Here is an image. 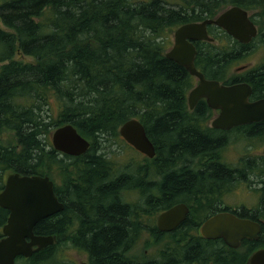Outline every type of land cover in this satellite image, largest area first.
Listing matches in <instances>:
<instances>
[{"label":"trees","instance_id":"16d2710c","mask_svg":"<svg viewBox=\"0 0 264 264\" xmlns=\"http://www.w3.org/2000/svg\"><path fill=\"white\" fill-rule=\"evenodd\" d=\"M231 5L264 10V0L0 1V131H13L23 146L16 150L0 142V189L4 170L49 176L42 173L44 155L47 169L55 166L66 173L76 168L74 180L53 185L63 208L33 229L53 235L54 242L27 258L18 256L17 264H76L58 255L61 240L70 232L76 249L88 254V264H246L250 250L264 247V225L257 240L233 249L200 237L196 228L203 218L187 214L172 232L151 228L152 236L171 238L160 259L126 252L136 233L145 229L139 218L143 211L160 212L186 196L195 200L190 206L197 205L191 209L197 215L210 209V198L218 203L220 194L228 191L224 188L238 178L260 180L257 209L264 211V162L254 164L248 158L240 170L217 159L223 135L213 128L203 131L198 124L206 127L212 109L204 99L188 108L185 90L193 77L165 56L175 28L212 18ZM250 18L264 44V31ZM208 29L214 41H196V68L224 84L248 82L250 99L264 97V62L225 78L255 38L243 44L221 28ZM133 117L144 125L155 154L135 165H120L115 152L114 180L109 169L113 164L107 160L109 139L115 137L116 142L119 126ZM65 123L92 138L84 153L70 156L53 148L48 134ZM239 128L240 135L253 136L264 130V120ZM129 189L138 192L133 203L123 199ZM7 215L0 207V236ZM238 251L246 254L242 260Z\"/></svg>","mask_w":264,"mask_h":264},{"label":"water","instance_id":"95a60500","mask_svg":"<svg viewBox=\"0 0 264 264\" xmlns=\"http://www.w3.org/2000/svg\"><path fill=\"white\" fill-rule=\"evenodd\" d=\"M208 24L222 28L243 44L251 41L257 33L249 12L238 5L228 6L212 18L185 23L174 30L173 45L165 56L184 67L197 79L187 95L188 107L192 108L199 98H205L209 107L218 110L211 125L221 129L263 119L264 98L249 101L251 87L247 83L222 84L217 80L205 78L203 73L196 69V49L192 41L212 40L206 31ZM118 132L136 150L149 158L154 156V145L147 136L144 125L137 118L125 120L119 126ZM51 144L55 150L69 155H80L89 146V142L70 123L58 126L52 131ZM262 150L264 154V146ZM0 207L8 211L1 229L0 264H15L16 256L29 257L34 251L54 242L53 235L36 234L33 231L38 221L63 208V203L58 200L53 190V182L48 176L8 173L0 190ZM186 211L184 204H176L160 212L156 220L158 229H174L184 220ZM259 229L258 223L227 211L213 214L199 227L204 237H220L231 247H237L243 238L257 239ZM79 264L87 262L82 260ZM247 264H264V247L254 251Z\"/></svg>","mask_w":264,"mask_h":264},{"label":"rangeland","instance_id":"374dc122","mask_svg":"<svg viewBox=\"0 0 264 264\" xmlns=\"http://www.w3.org/2000/svg\"><path fill=\"white\" fill-rule=\"evenodd\" d=\"M1 1V0H0ZM250 15L254 20H257L260 26V29H262V32L264 31V24L262 20L264 19V10H261L258 12V10H249ZM258 25V24H257ZM1 27H4L3 24L0 25ZM213 32L215 30L213 29ZM261 32V30H260ZM171 42L173 41V34H170ZM219 43V42H218ZM224 42H222L221 45H223ZM220 45V44H218ZM242 55L240 59H236L235 62H233L229 69L228 73H226L225 78H229L231 74H238L241 73L240 70H244L247 68H253L257 67L264 62V44L260 40V35L255 37V39L252 41V44H250L244 51L241 52ZM18 56V54H17ZM15 56V57H17ZM28 60V58L26 59ZM5 63V62H3ZM236 68H241L240 70H236ZM237 72V73H236ZM195 86L194 80L192 78L191 82L186 87V96L188 95L189 91ZM218 114V112H217ZM215 111L211 110V114L208 116L205 126L204 127L200 122L198 123L200 125V128L203 131L211 130L213 127L210 125L211 119L217 115ZM53 131V130H52ZM218 136L223 135V143L221 147L218 149L219 151V159L225 163L226 166H229L230 168H236V169H243L245 165H247L248 158L253 159L254 164H258L259 162H262L261 159L258 158L259 155H262V147L264 145V130L258 132L256 135L253 136H246V135H240L239 132H241V128H235L231 130H216L214 131ZM52 133V132H51ZM51 133L48 134V139L51 142ZM85 137L90 141V145L92 144L93 140L91 137L86 136ZM120 137V136H119ZM226 138V139H225ZM0 142L4 145H10L14 146L16 150L21 149L23 146L19 143L18 138L15 136L13 131H7L3 130L0 131ZM109 146L111 147V152L114 148L113 146V140L109 139ZM45 140V144H46ZM223 146V147H222ZM49 148V146L45 147V149L42 151L43 153L46 152V150ZM117 153V159L116 162L120 165H135L139 160L148 159L144 154L135 151L132 147L128 145V143L120 138H117L115 142V151L113 150L112 153ZM144 155V157H143ZM114 156V155H113ZM44 163L42 166V173L48 174L50 178L54 180V183H57L59 187L63 184V182H70L72 180V175L70 173H64L59 168H56L55 166H51L50 169H47L46 167V155H44ZM245 159V160H244ZM110 160V163L112 164V154L107 159ZM223 163V164H224ZM245 163V164H244ZM12 171L4 170L1 174V180H4L8 173H11ZM243 178H238L234 181V183L230 187H225L224 190H228L227 192H224L221 196V201L224 204H218L217 207L220 206L223 210L230 209V208H238L242 204H247L248 207L255 205L258 198V192H257V184L260 181L256 177L251 178L255 183H252L250 187H248L247 183H241ZM3 187V185H2ZM1 187V189H2ZM0 189V190H1ZM137 191H132L131 189L127 190L125 192V198L124 201L128 203H133V200L137 199ZM136 198V199H135ZM181 199H188V201L195 203V200L193 198H189L186 196H181ZM260 200V199H259ZM193 206H191L192 208ZM194 208V207H193ZM262 212H264L262 210ZM142 216L139 218H142V221L144 224L142 226L145 228L142 231H138V234L134 236L135 241L131 243L126 250L128 255L130 257H138V258H144V259H160L159 254L161 256L162 252L167 253V251H162L165 246H167L171 240L169 236H163V235H151V228L154 227L156 224V215L157 213H154L152 211H143ZM70 236V233H69ZM69 236H64V238L61 240V246L58 250V255L62 256L64 259L73 260L78 264L80 261L87 259L84 255V253L81 250L76 249V246L72 244V242L69 240ZM177 237V236H175ZM239 255H237L238 259H243L244 256H246L245 253H242L240 251L237 252ZM240 260V261H241ZM239 261V262H240ZM193 264V263H190Z\"/></svg>","mask_w":264,"mask_h":264},{"label":"flooded vegetation","instance_id":"af4514ba","mask_svg":"<svg viewBox=\"0 0 264 264\" xmlns=\"http://www.w3.org/2000/svg\"><path fill=\"white\" fill-rule=\"evenodd\" d=\"M207 28V32L209 31V29H208V26L206 27ZM196 41H199V40H194V41H192V44L195 46L196 45ZM200 41H204V40H200ZM250 42V41H249ZM248 42V43H249ZM196 48V47H195ZM196 54H197V52H196ZM196 56V55H195ZM204 75V74H203ZM193 77V80H194V84H196V82H197V79L194 77V76H192ZM204 77L206 78V76L204 75ZM241 81H243V80H241ZM241 81H233L231 84H233V83H237V82H241ZM243 82H245V81H243ZM246 83H248V82H246ZM249 84V83H248ZM250 85V84H249ZM251 93H252V89H251ZM251 96V95H250ZM250 96H249V98H250ZM200 99H203V98H200ZM200 99H198V100H200ZM198 100H197V102H198ZM197 102L194 104V106L192 107V108H189V109H193L194 107H195V105L197 104ZM216 114H217V110H216ZM261 120H264V118L263 119H261ZM261 120H259V121H261ZM259 121H256V122H250V123H257V122H259ZM247 124H249V123H247ZM239 128V127H238ZM113 146H114V148H113V150L115 151V137H114V139H113ZM113 150H112V152H113ZM111 152V154H112V160H111V162H112V166L111 167H109V169L111 170V175H112V179H114L115 180V152L114 153H112ZM110 154V155H111ZM67 155H69V154H67ZM114 155V156H113ZM71 156V155H70ZM74 156H78V155H74ZM143 157H144V155H143ZM258 158L259 159H261V161L262 162H264V156H262V155H259L258 156ZM148 159H151V158H148ZM75 171H76V168H72V167H69V168H67V173H70L71 175H72V180H74V178H75ZM247 183L248 185V187H250V185L252 184V183H254V181L249 177V176H247V177H245L244 179H242V182L241 183ZM126 192V191H125ZM257 192H258V198H257V202H256V204L255 205H252V206H250V207H248V205L245 203V204H242V205H240L237 209L236 208H233V209H229L232 213H234L235 215H237V216H241V217H244V218H246V219H250V220H252V221H254V222H256V223H258L259 224V232H258V237H259V235L261 234V228L263 227V225H264V212H262V210H258L257 208H258V206H259V199H260V189H257ZM224 192H222L221 194H220V197H216L217 199H219L218 200V203H219V201L221 200V196H222V194H223ZM122 195H124L125 196V194L123 193ZM184 200H186V199H178V200H176L173 204H171L169 207H171V206H173V205H176V204H184L186 207H187V211H186V214L184 215V217L183 218H186L187 216V214H188V218H203V220H202V222L206 219V218H208V217H210L211 215H213V213H215L216 211L215 210H213V208L217 205V201L215 200V201H213V203L211 202L210 204H208L209 205V208L210 209H206V210H204L203 212H201V213H199V214H197V215H195V213H191V204L193 203V202H190V201H188V200H186L187 202H185ZM216 203V204H215ZM220 205L221 204H224L223 202H221V203H219ZM214 205V206H213ZM169 207H167V208H169ZM193 207L196 209L197 208V205L196 204H193ZM166 208V209H167ZM199 208V207H198ZM159 213V212H158ZM157 213V214H158ZM251 213V214H250ZM203 214V215H202ZM156 218H157V215H156ZM201 222V223H202ZM180 224V223H179ZM178 224V225H179ZM177 225V226H178ZM155 226H156V228L158 229V227H157V224H155ZM199 227H200V225L197 227V229H196V232H197V234L200 236V237H202V238H204V239H207V240H215L216 242H219L220 244H223V245H226L227 247H229V248H233V249H237V248H239V247H241V244L243 245L244 243H247V242H249V241H252V240H257V239H254V238H252V239H247V238H243L241 241H240V244H239V246L236 248V247H231V246H228L224 241H223V239L222 238H206V237H204L202 234H201V232H200V230H199ZM159 230V229H158ZM174 229H172V230H169V231H161V230H159L160 232H162V233H165V232H172ZM190 232H193V230H190ZM1 236H2V234H1ZM0 236V237H1ZM257 243V242H256ZM256 243H253L252 245H248L247 247H246V252L247 251H249V246L250 247H252V246H255L256 245ZM259 247H263V246H256L255 248H253L252 250H250V254L252 253V251H254L256 248H259ZM87 252V251H86ZM84 255H85V257L87 258V259H85V261L87 262V264L89 263V261H88V254L87 253H84ZM17 258V257H16ZM16 260V259H15ZM17 264V263H16ZM79 264V263H78Z\"/></svg>","mask_w":264,"mask_h":264},{"label":"bare ground","instance_id":"6f19581e","mask_svg":"<svg viewBox=\"0 0 264 264\" xmlns=\"http://www.w3.org/2000/svg\"><path fill=\"white\" fill-rule=\"evenodd\" d=\"M191 1H192V0H191ZM198 3H199V2H198ZM204 4H205V3H204ZM185 6H186V5H185ZM197 6H198V5H197ZM45 31H46V30H45ZM45 31H44V32H45ZM41 32H43V31H41ZM13 45H14V44H13ZM11 49H12V48H11ZM11 51H12V50H11ZM0 52H1V51H0ZM5 53H6V52H5ZM3 54H4V52H3ZM0 55H2V54H0ZM234 55H235V54H234ZM0 57H1V56H0ZM232 59H233V58H232ZM58 83H59V82H58ZM57 85H58V84H57ZM48 89H49V87H48ZM47 92H48V91H47ZM20 103H21V102H20ZM38 110H39V109H38ZM36 111H37V110H36ZM41 111H42V110H41ZM190 119H191V118H190ZM183 122H184V121H183ZM178 123H179V122H178ZM197 123H198V122H197ZM194 124H195V123H194ZM111 135H112V134H111ZM225 139H226V138H225ZM222 147H223V146H222ZM208 149H209V148H208ZM218 153H219V152H218ZM219 157H221V156H219ZM219 157H218L217 159L220 161ZM56 158H57V157H56ZM67 158H68V157H67ZM54 159H55V158H54ZM244 160H245V159H244ZM54 161H55V160H54ZM109 161H110V160H109ZM222 162H223V160H222ZM223 163H224V162H223ZM201 164H202V163H201ZM244 164H245V163H244ZM247 164H248V163H247ZM62 165H63V164H62ZM163 165H164V164H163ZM224 165H225V163H224ZM164 166H165V165H164ZM221 166H222V165H221ZM164 168H165V167H164ZM64 169H65V168H64ZM137 170H138V169H137ZM152 172H153V171H152ZM158 172H160V171H158ZM118 173H119V172H118ZM130 173H131V172H130ZM204 173H205V172H204ZM124 174H126V173H124ZM143 174H144V173H143ZM235 174H236V173H235ZM146 175H147V174H146ZM254 175H255V174H254ZM254 175H253V176H254ZM135 176H136V175H135ZM161 176H162V175H161ZM254 177H256V176H254ZM131 179H132V178H131ZM145 179H146V178H145ZM138 180H139V179H138ZM161 180H162V179H161ZM136 181H137V180H136ZM145 181H146V180H145ZM262 181H263V180H262ZM157 182H158V181H157ZM144 183H145V182H144ZM160 183H161V182H160ZM254 183H255V182H254ZM258 183H259V182H258ZM255 184H256V183H255ZM261 184H262V183H261ZM153 185H154V184H153ZM251 185H252V184H251ZM147 187H148V185H147ZM147 187H146V188H147ZM152 188H153V187H152ZM213 188H214V187H213ZM260 188H261V187H260ZM123 192H124V191H123ZM142 192H143V191H142ZM110 194H111V193H110ZM260 194H261V193H260ZM151 195H152V194H151ZM213 195H214V194H213ZM121 196H122V195H121ZM208 196H209V195H208ZM211 196H212V195H211ZM122 197H123V196H122ZM204 197H205V196H204ZM206 197H207V195H206ZM215 198H216V197H215ZM123 199H124V198H123ZM204 199H205V198H204ZM101 200H102V198H101ZM207 200H208V198H207ZM207 200H206V201H207ZM214 200H215V199H214ZM218 200H219V199H218ZM103 201H104V200H102V202H103ZM106 201H108V199H107ZM210 201H212V203H213V199L210 198L209 202H210ZM220 201H221V200H220ZM209 202L207 201L208 204L211 203V202H210V203H209ZM207 203L205 202L204 205H206ZM219 203H221V202H219ZM219 203H218V204H219ZM103 204H104V203H103ZM105 204H106V202H105ZM215 204H216V203H215ZM202 205H203V204H202ZM202 205H201V206H202ZM92 206H93V205H92ZM92 206H91V207H92ZM208 206H209V205H208ZM213 206H214V205H213ZM216 206H217V205H216ZM109 207H110V206H109ZM129 207H130V206H129ZM199 207H200V206H199ZM206 207H207V206H206ZM219 207H220V206H219ZM201 208H202V207H201ZM202 215H203V214H202ZM192 219H193V218H192ZM72 223H73V222H72ZM195 228H196V227H195ZM196 229H197V228H196ZM70 233H71V232H70ZM132 243H133V242H132ZM85 244H86V243H85ZM200 244H201V243H200ZM204 245H205V244H204ZM211 248H212V247H211ZM211 248H210V249H211ZM203 249H204V248H203ZM210 249H209V250H210ZM213 249H214V248H213ZM213 249H212V251H213ZM209 250H208V251H209ZM212 251H211V252H212ZM214 252H215V251H214ZM175 253H176V252H175ZM212 253H213V252H212ZM227 253H228V252H227ZM119 254H120V253H119ZM229 254H230V253H229ZM120 255H121V254H120ZM129 255H130V254H129ZM207 256H208V255H207ZM202 257H203V256H202ZM192 258H193V257H192ZM208 258H209V257H208ZM197 259H198V258H197ZM205 259H206V258H205ZM230 259H231V258H230ZM203 260H204V259H203ZM206 260H207V259H206ZM49 262H50V261H49Z\"/></svg>","mask_w":264,"mask_h":264}]
</instances>
